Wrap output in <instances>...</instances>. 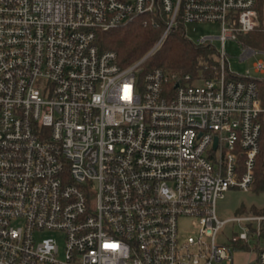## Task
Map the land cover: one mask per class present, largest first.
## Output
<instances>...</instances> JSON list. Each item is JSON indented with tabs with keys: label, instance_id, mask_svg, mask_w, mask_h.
I'll return each instance as SVG.
<instances>
[{
	"label": "built area",
	"instance_id": "built-area-1",
	"mask_svg": "<svg viewBox=\"0 0 264 264\" xmlns=\"http://www.w3.org/2000/svg\"><path fill=\"white\" fill-rule=\"evenodd\" d=\"M259 1L0 0V264H264V248L239 263L233 251L264 215L216 211L228 189H252L264 146L257 77L235 75L226 52L261 24ZM158 9L165 30L144 57L123 66L100 48L98 31ZM192 22L221 26L196 42L216 48L214 73L142 76ZM230 220L244 231L217 242Z\"/></svg>",
	"mask_w": 264,
	"mask_h": 264
},
{
	"label": "trees",
	"instance_id": "trees-1",
	"mask_svg": "<svg viewBox=\"0 0 264 264\" xmlns=\"http://www.w3.org/2000/svg\"><path fill=\"white\" fill-rule=\"evenodd\" d=\"M263 5L264 0H260L258 6L260 13ZM145 20L148 21L146 25ZM166 20V15L160 9L141 14L125 25L98 31L97 42L102 50L117 51L118 61L121 65L127 66L144 57L155 46L165 30ZM240 38L246 45L264 50V27H257L242 34ZM207 63L210 65L217 63L216 48L211 44L192 41L187 37L183 26L178 25L173 27L161 45L148 55L142 64L140 74L144 76L154 68L162 67L182 73L190 72L194 75L202 73L204 76H210L214 73V69H205L204 65ZM257 83L264 104V78H257ZM252 189L256 192H264V146L257 157ZM244 210V208L240 209V211ZM260 248L264 247L259 246Z\"/></svg>",
	"mask_w": 264,
	"mask_h": 264
},
{
	"label": "rangeland",
	"instance_id": "rangeland-1",
	"mask_svg": "<svg viewBox=\"0 0 264 264\" xmlns=\"http://www.w3.org/2000/svg\"><path fill=\"white\" fill-rule=\"evenodd\" d=\"M261 24L258 27H264V5L261 13ZM186 35L192 41L197 42L202 35L212 34L218 35L221 30L219 23H210V22H192L185 25ZM213 44L217 47L221 46V42L218 39L213 41ZM247 45L242 39L240 40H228L226 42V52L228 65L230 66L231 71L235 75H243L250 70L251 74L257 78H264V72L255 71L254 64L257 60H264V50L258 49V52L251 54L249 57L242 59L241 55ZM241 208H244V211H240ZM260 210V211H257ZM217 215L221 219L232 218L236 215H264V192H256L255 190H244L236 187L228 189L223 198H219L216 203ZM257 211V212H256ZM191 219L184 218L180 220V233L183 237L189 235L192 232ZM251 231L254 230L256 223H247ZM264 229V222H263ZM263 229L261 236H258L255 233H252L249 237V240L241 241L236 246H233L234 259L235 262H245L254 260L257 256V249L264 247V235ZM244 231V224L237 220L228 221L219 231L217 235V242L219 243H229L233 235H238ZM51 234H56L55 232H45L40 235L48 236ZM63 242L61 241V244Z\"/></svg>",
	"mask_w": 264,
	"mask_h": 264
}]
</instances>
